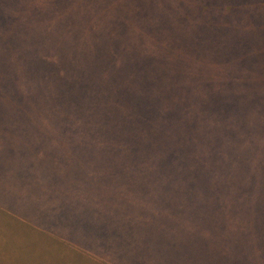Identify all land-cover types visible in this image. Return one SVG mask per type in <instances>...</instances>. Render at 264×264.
I'll return each instance as SVG.
<instances>
[{"label": "trees", "instance_id": "obj_1", "mask_svg": "<svg viewBox=\"0 0 264 264\" xmlns=\"http://www.w3.org/2000/svg\"><path fill=\"white\" fill-rule=\"evenodd\" d=\"M256 4L264 9V0ZM248 9L251 0H0V105L19 110L3 120L17 130L0 129V190L31 187L32 163L43 157L87 160L76 170L51 160V179L64 177L66 191L52 182L34 197L52 210L45 217L1 196L0 208L128 264L110 242L137 246L160 223L159 209L197 207L194 174L207 175L208 164L193 157L191 128L202 124L196 64L239 44L244 28L235 18ZM23 93L50 95L52 113ZM58 204L69 207L63 219L51 208Z\"/></svg>", "mask_w": 264, "mask_h": 264}, {"label": "rangeland", "instance_id": "obj_2", "mask_svg": "<svg viewBox=\"0 0 264 264\" xmlns=\"http://www.w3.org/2000/svg\"><path fill=\"white\" fill-rule=\"evenodd\" d=\"M251 2L254 10L248 9L235 18L244 28L239 44L228 45L225 58L208 51L196 64L202 124L194 120L191 128L193 157L197 166L208 164L207 175L194 174L197 207L159 209L160 223L147 227L142 241H135L137 246L110 242L111 252L117 248L128 264H264V9L257 6V0ZM22 98H38L52 113L50 95L23 93ZM9 99L7 94L5 105ZM4 107L0 105V129L12 133L17 127L3 120L19 110L15 107L7 114ZM30 114L32 117V113L23 117ZM53 159L57 165L74 167L73 170L84 168L87 161L85 157H43V163L35 160L34 184L18 191L4 185L0 196L13 203L23 202L31 217L43 218L51 213V209L37 206L34 197L52 182L59 183L60 192L66 191L64 177L51 179ZM38 170L42 173L38 174ZM221 176L231 183L223 184ZM19 203L17 209H21ZM51 208L58 219H63L69 210L61 204ZM66 228H72L69 222ZM97 242L102 243L99 239ZM0 264L113 263L63 238L43 234L0 208Z\"/></svg>", "mask_w": 264, "mask_h": 264}]
</instances>
